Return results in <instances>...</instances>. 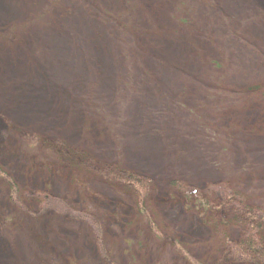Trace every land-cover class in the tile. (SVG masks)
<instances>
[{
    "label": "rangeland",
    "instance_id": "obj_1",
    "mask_svg": "<svg viewBox=\"0 0 264 264\" xmlns=\"http://www.w3.org/2000/svg\"><path fill=\"white\" fill-rule=\"evenodd\" d=\"M249 240L264 0H0V264H260Z\"/></svg>",
    "mask_w": 264,
    "mask_h": 264
},
{
    "label": "trees",
    "instance_id": "obj_2",
    "mask_svg": "<svg viewBox=\"0 0 264 264\" xmlns=\"http://www.w3.org/2000/svg\"><path fill=\"white\" fill-rule=\"evenodd\" d=\"M119 173L121 176L124 175L127 181V185L130 183L131 185L135 186V188H137L139 184H142L141 179L139 177H136V175L134 174L128 173L125 176V174L122 173L121 171H119ZM258 227H260V225H258ZM251 228H255V227L251 226ZM240 249H242L245 253H250L251 255L255 256V258L259 261V263L261 262L260 264L264 263V251L263 249H260V247L255 248L253 241L250 240L246 241V243L242 245Z\"/></svg>",
    "mask_w": 264,
    "mask_h": 264
},
{
    "label": "bare ground",
    "instance_id": "obj_3",
    "mask_svg": "<svg viewBox=\"0 0 264 264\" xmlns=\"http://www.w3.org/2000/svg\"><path fill=\"white\" fill-rule=\"evenodd\" d=\"M140 143V142H139ZM141 144V143H140ZM136 146V145H135ZM137 147V146H136ZM161 157H160V159H159V162L161 161ZM166 160L164 159V161H161V163H164ZM160 165V163H157V164H155V163H152V167L154 168V169H158L156 166H159Z\"/></svg>",
    "mask_w": 264,
    "mask_h": 264
}]
</instances>
